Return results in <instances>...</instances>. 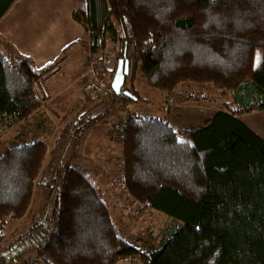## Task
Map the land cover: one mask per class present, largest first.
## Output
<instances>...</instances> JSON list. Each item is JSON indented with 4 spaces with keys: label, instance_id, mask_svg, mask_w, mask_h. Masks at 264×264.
Returning a JSON list of instances; mask_svg holds the SVG:
<instances>
[{
    "label": "trees",
    "instance_id": "1",
    "mask_svg": "<svg viewBox=\"0 0 264 264\" xmlns=\"http://www.w3.org/2000/svg\"><path fill=\"white\" fill-rule=\"evenodd\" d=\"M15 1L0 0V20ZM74 17L92 38L94 52L114 34L120 49L113 81L119 59L129 60L120 85L138 100L148 99L137 78L161 99L188 82L212 83L231 100L188 130L189 139L163 117L129 112L124 119V187L136 201L172 217L158 248L143 250L126 240L104 184L85 167L63 164L50 220L33 219L26 233L36 259L264 264V138L238 117L264 110V0H75ZM5 42L0 34V126L27 120L40 108L36 83L59 65L40 70ZM105 115L90 118L87 127ZM48 151V143L38 139L0 155V248L7 222L23 219L33 203ZM11 261L8 250L0 249V264Z\"/></svg>",
    "mask_w": 264,
    "mask_h": 264
},
{
    "label": "rangeland",
    "instance_id": "2",
    "mask_svg": "<svg viewBox=\"0 0 264 264\" xmlns=\"http://www.w3.org/2000/svg\"><path fill=\"white\" fill-rule=\"evenodd\" d=\"M4 44H6L8 49L12 48L8 42ZM83 44H85V42ZM81 46L82 45H80V48ZM119 49L120 42H115L114 34L110 32L108 45L104 49H101L102 51H100L99 54H111L116 57ZM262 52L263 49L259 47L257 49L258 58L261 57ZM75 57L77 59L78 55L76 54ZM57 79H59V77H57ZM135 83L142 95L148 100L127 101L118 95L90 97L86 94H82L83 99L80 100L82 115L86 114L85 117L90 119L105 113L106 117L101 121H104L109 129L114 121L124 120L129 112L141 116H158L166 107L164 108L161 103L156 101L157 95L153 93V89L150 88L143 79L137 78ZM186 84L191 87V90H195L194 86H201V91L203 92L201 94L197 92L194 93L197 100H193L194 103L192 105L194 106V110H200L208 116L212 115L217 109L224 108L223 102L231 100L229 94H227V96L225 93L222 94L212 83H194L193 86L188 82ZM186 84L184 83V86H186ZM126 86L129 88L132 86L130 77L127 78ZM204 86L209 87L204 89ZM71 90L70 82L65 80L61 84L62 95L60 96L65 97ZM83 93H85V91H83ZM175 97L176 98H173V100L175 99L174 103L179 104L181 102V96L176 94ZM184 97L185 96L182 98ZM188 97L187 95L186 98ZM198 98L202 99L201 104H195V101H201ZM163 101L167 103V97ZM52 106L51 104L48 106L50 116L47 123L49 128L48 143L50 145L48 144V147L50 152L48 151L44 168L37 179L33 203L23 219L20 221H9L5 225L4 231L7 235V239L0 249L3 251L8 250L12 259L9 264H24V262L36 260V251L34 248H30L32 238L27 236L26 233L32 225L33 219L46 222L50 220V215L60 190L58 168L63 164L76 166L78 163L77 159H79L78 155H82L83 158L86 155L85 151L82 149L83 140H79L77 136L75 138V134L77 133L75 132L76 128L70 126L67 132L64 130L67 122H71L74 119V114H62L56 107L55 110ZM239 116L253 129H256L258 133L264 136V110L255 109L241 113ZM39 118L41 117L39 116L37 119ZM26 122L27 121H25V123L24 121H16V130L20 132H22V130L27 132L33 130L34 124ZM10 126L5 125L7 131L5 132L3 130L4 134H0V155L11 146L24 143L22 140L18 142L12 141L15 136V127L9 129ZM94 132L95 135H105L106 138H108V128L103 125H98ZM110 137L116 140L111 134ZM26 139L33 140L34 137L32 134H28ZM116 141L121 145L124 143H121L119 140ZM120 154V156L118 155L115 158L111 157L107 160L104 159L103 161L96 158L95 161L90 162L84 160V162L89 167L91 174L106 187L108 194L107 201L111 206L112 217L119 228L120 234L138 248L143 250H154L160 246V241L166 233V229L170 226L172 217L164 211L136 201L129 194L123 184V173L125 169L123 150H121ZM22 237L24 238L22 239ZM133 263L132 260H125L120 264Z\"/></svg>",
    "mask_w": 264,
    "mask_h": 264
},
{
    "label": "crops",
    "instance_id": "3",
    "mask_svg": "<svg viewBox=\"0 0 264 264\" xmlns=\"http://www.w3.org/2000/svg\"><path fill=\"white\" fill-rule=\"evenodd\" d=\"M74 7L75 0H16L1 18L0 34L4 36L10 47L13 46L18 52L30 56L37 68L43 70L52 63L59 61V65L46 79L36 83L37 95L42 101L40 108L34 111L27 120L20 121L34 124V129L29 132L17 131L16 121L12 126L8 125L10 128H7L15 127V136L12 140L14 142L22 140L24 143H32L41 139L48 143L49 104L53 105L55 110L57 108L62 114L73 113L74 119L67 122L64 130L67 132L70 126L76 128L75 138L77 136L79 140H83L82 149L86 154L84 158L82 155H78L79 159H77L76 166L85 167L90 171L84 160L92 162L98 158L103 161L120 156L123 144L121 145L116 140L111 139L110 129L104 121L93 123L87 127L89 119L85 117L86 114L82 115L83 113H81L80 100L85 95L83 91L84 80L86 81V64L90 57L98 55L102 50L99 49L96 52L92 50L93 40L86 33L85 26L75 19ZM84 42L85 44H83ZM80 45H82L81 48ZM76 54L78 55L77 59ZM65 80L70 82L72 90L65 97H61V84ZM189 84L193 86L194 83ZM187 85L184 86V83L179 85L167 96V103L163 101L165 99L156 96V101L161 103L164 108L166 107L158 116L167 119L183 139H189L188 130L204 124L219 110L224 109L219 108L210 116L200 110H194L193 100H197L194 93L201 94L203 91H201V86H194L195 90H191V87ZM206 87L209 86H204V89ZM214 89L216 88L214 87ZM176 94L181 96L179 104L174 103L175 99L173 100L176 98ZM187 95L188 98H186ZM225 95L227 96V94ZM183 96L185 97L182 98ZM190 96L193 99H189ZM198 99L201 101H195V104L202 103V99ZM39 116L41 118L37 119ZM241 119L246 122L243 118ZM98 125L108 128V138L105 135H95L94 131ZM80 128L82 129L80 130ZM84 129L85 131H82ZM3 130L7 131L5 126H0V134H4ZM253 130L256 131V129ZM28 134H32L34 139L27 140ZM261 136L264 138L263 135Z\"/></svg>",
    "mask_w": 264,
    "mask_h": 264
},
{
    "label": "built area",
    "instance_id": "4",
    "mask_svg": "<svg viewBox=\"0 0 264 264\" xmlns=\"http://www.w3.org/2000/svg\"><path fill=\"white\" fill-rule=\"evenodd\" d=\"M115 55H95L89 58L86 64L85 94L90 97L110 96L115 93L113 75L115 70ZM125 119V118H124ZM125 122L114 121L110 127V134L116 140L124 142ZM24 264H42L37 259L24 262Z\"/></svg>",
    "mask_w": 264,
    "mask_h": 264
},
{
    "label": "water",
    "instance_id": "5",
    "mask_svg": "<svg viewBox=\"0 0 264 264\" xmlns=\"http://www.w3.org/2000/svg\"><path fill=\"white\" fill-rule=\"evenodd\" d=\"M125 68V69H124ZM124 71L125 73L129 72V60H125L124 58H120L118 61V69L113 81V87L115 89V92L120 97H127L134 100H138V96H136L131 90L129 89H122L121 88V81L124 79Z\"/></svg>",
    "mask_w": 264,
    "mask_h": 264
}]
</instances>
